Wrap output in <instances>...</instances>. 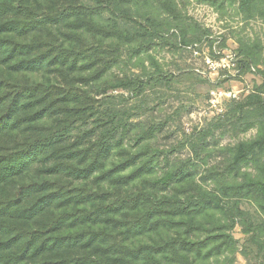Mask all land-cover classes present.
I'll use <instances>...</instances> for the list:
<instances>
[{
  "label": "clouds",
  "instance_id": "1",
  "mask_svg": "<svg viewBox=\"0 0 264 264\" xmlns=\"http://www.w3.org/2000/svg\"><path fill=\"white\" fill-rule=\"evenodd\" d=\"M5 125L0 264H264V0H0Z\"/></svg>",
  "mask_w": 264,
  "mask_h": 264
},
{
  "label": "trees",
  "instance_id": "2",
  "mask_svg": "<svg viewBox=\"0 0 264 264\" xmlns=\"http://www.w3.org/2000/svg\"><path fill=\"white\" fill-rule=\"evenodd\" d=\"M7 126H0V132L6 131ZM2 143H0V147H2ZM24 168L23 162H21L16 168H14L9 173H6L4 176L0 177V196L4 194V185L8 184L9 182H18L24 179L22 175V169ZM51 174V173H48ZM23 196V193L21 196H18L14 199L13 203L15 205H19L24 202V200L21 198ZM40 199H44L43 197H40ZM10 219H20V217L10 218ZM2 228V226H0ZM52 235V234H50ZM57 240H63L64 237L57 236L55 237ZM11 239H15L12 237ZM0 244H4L6 247L9 246L7 241H0ZM40 257H43L40 264H66L64 260L63 255V249L62 245H57L54 248H52L50 251L45 250L42 251L39 254Z\"/></svg>",
  "mask_w": 264,
  "mask_h": 264
}]
</instances>
